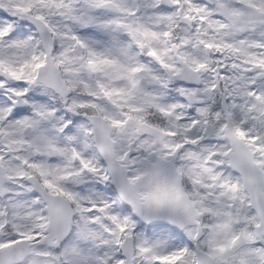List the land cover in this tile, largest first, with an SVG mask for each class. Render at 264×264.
<instances>
[{
    "label": "snow or ice",
    "instance_id": "1",
    "mask_svg": "<svg viewBox=\"0 0 264 264\" xmlns=\"http://www.w3.org/2000/svg\"><path fill=\"white\" fill-rule=\"evenodd\" d=\"M0 264H264V0H0Z\"/></svg>",
    "mask_w": 264,
    "mask_h": 264
}]
</instances>
